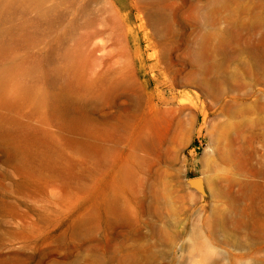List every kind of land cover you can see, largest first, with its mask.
<instances>
[{
    "label": "rangeland",
    "instance_id": "rangeland-1",
    "mask_svg": "<svg viewBox=\"0 0 264 264\" xmlns=\"http://www.w3.org/2000/svg\"><path fill=\"white\" fill-rule=\"evenodd\" d=\"M119 263L264 264V0H0V264Z\"/></svg>",
    "mask_w": 264,
    "mask_h": 264
},
{
    "label": "bare ground",
    "instance_id": "bare-ground-1",
    "mask_svg": "<svg viewBox=\"0 0 264 264\" xmlns=\"http://www.w3.org/2000/svg\"><path fill=\"white\" fill-rule=\"evenodd\" d=\"M232 180V179H231ZM226 181V180H225ZM237 182V181H236ZM240 183V182H239ZM232 184L234 185L235 183L234 182H232ZM246 184V183H245ZM237 185V184H236ZM258 185V184H257ZM241 194H242V192H241ZM249 196H250V194H249ZM108 200V199H107ZM109 201V200H108ZM111 205H112V203H111ZM109 206V205H108ZM122 207V206H121ZM116 210V209H115ZM125 210V209H124ZM118 212V211H117ZM236 212V211H235ZM116 213V212H115ZM227 217V216H226ZM92 220V219H91ZM82 221V220H81ZM232 221V220H231ZM78 224V223H77ZM83 224V223H82ZM76 227V226H75ZM82 227V226H81ZM79 233V232H78ZM24 236V235H23ZM25 239V238H24ZM141 258V257H140ZM122 262V261H121ZM120 262V263H121ZM119 263V264H120ZM124 263V262H123ZM145 264V263H144Z\"/></svg>",
    "mask_w": 264,
    "mask_h": 264
}]
</instances>
